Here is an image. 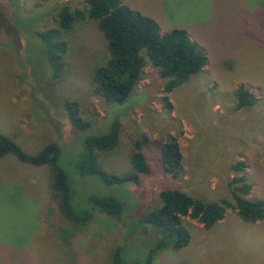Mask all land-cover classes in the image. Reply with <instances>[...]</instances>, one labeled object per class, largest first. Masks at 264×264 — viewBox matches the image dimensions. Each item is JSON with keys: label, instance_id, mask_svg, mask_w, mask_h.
Wrapping results in <instances>:
<instances>
[{"label": "rangeland", "instance_id": "obj_1", "mask_svg": "<svg viewBox=\"0 0 264 264\" xmlns=\"http://www.w3.org/2000/svg\"><path fill=\"white\" fill-rule=\"evenodd\" d=\"M123 3L156 21L163 34L186 30L207 54V66L171 93L172 109L164 103L167 81L150 64L126 104L96 93L93 73L109 55L99 24L86 20L66 33L58 18L62 6L84 10L86 0H0V133L30 155L58 143L80 209L98 196L119 199L124 210L122 222L96 211L87 225H74L60 211L50 166L26 164L13 155L0 158V264H110L120 246L127 248L130 264L142 261L157 233L143 224L135 238L131 232L161 207L160 193L177 189L208 202L233 201L232 166L238 161L248 164L245 174L253 185L248 198L264 201V0ZM52 31L67 44L57 74L43 41ZM241 86L258 100L238 111L235 92ZM64 101L80 105L82 117L94 124L89 134L106 133L121 122L119 146L98 153L105 171L132 172L134 145L148 139L142 152L149 174L139 184L115 185L81 176L83 143L61 111ZM169 137L177 138L184 156L178 179L163 171L161 150ZM184 225L189 245L162 250L152 264H264V221L245 222L229 210L211 229L190 218ZM140 237L146 238L143 244Z\"/></svg>", "mask_w": 264, "mask_h": 264}, {"label": "trees", "instance_id": "obj_2", "mask_svg": "<svg viewBox=\"0 0 264 264\" xmlns=\"http://www.w3.org/2000/svg\"><path fill=\"white\" fill-rule=\"evenodd\" d=\"M86 3V9L74 12L69 5L62 6L58 18L61 31L66 33L70 32L76 23L86 20L99 24L109 55L104 64L93 73L96 93L110 103L126 104L150 64L158 71L160 77L167 81L164 103L172 109L171 93L207 66L205 51L186 30L173 29L163 34L156 21L132 11L124 5L123 0H86ZM43 41L48 42L50 65L57 74L63 69L67 44L62 39V34H57L56 31L46 33ZM235 96L238 111L254 106L258 100L243 86L236 90ZM61 111L76 133V138L83 143L77 164V171L81 176H95L106 185H115L139 184L140 177L149 174L150 167L142 152L143 147L148 144V139L134 145L135 150L131 155L132 172L122 176L111 174L98 163V153H111L119 146L121 122H113L106 133L95 131V134H89L94 124L82 117L77 102L64 101ZM78 132H88V135L84 138V135L79 136ZM8 155H13L26 164L51 167L54 173L52 187L59 201L60 211L74 225H87L93 220L96 211L119 222L123 221V205L115 197L92 196L89 198L88 208L83 210L74 203L70 177L60 163L62 148L58 143L49 144L38 154L30 155L11 138L0 133V158ZM161 156L164 173L173 179L180 178L184 172V157L176 137H169L165 141ZM247 167L245 161H238L232 166L236 174L230 183L233 201L225 199L221 202H208L177 189L162 191L161 207L148 212L131 232V237L135 238V232L143 224L151 227L158 236L144 254V259L137 260L134 264H152L156 255L168 247L175 250L187 247L191 234L184 225L186 218L197 221L206 229H211L223 221L229 210L237 211L245 222L264 221V201L248 198L253 185L245 174ZM138 240L143 244L146 238L140 237ZM110 264H130L127 248H116Z\"/></svg>", "mask_w": 264, "mask_h": 264}, {"label": "crops", "instance_id": "obj_3", "mask_svg": "<svg viewBox=\"0 0 264 264\" xmlns=\"http://www.w3.org/2000/svg\"><path fill=\"white\" fill-rule=\"evenodd\" d=\"M184 157V156H183Z\"/></svg>", "mask_w": 264, "mask_h": 264}]
</instances>
